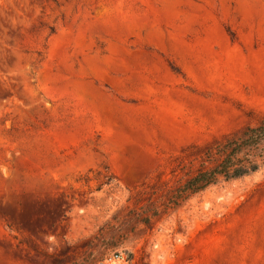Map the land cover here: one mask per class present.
Here are the masks:
<instances>
[{"label":"rangeland","instance_id":"374dc122","mask_svg":"<svg viewBox=\"0 0 264 264\" xmlns=\"http://www.w3.org/2000/svg\"><path fill=\"white\" fill-rule=\"evenodd\" d=\"M260 125L264 0H0V264H264Z\"/></svg>","mask_w":264,"mask_h":264},{"label":"trees","instance_id":"16d2710c","mask_svg":"<svg viewBox=\"0 0 264 264\" xmlns=\"http://www.w3.org/2000/svg\"><path fill=\"white\" fill-rule=\"evenodd\" d=\"M262 145L264 127L260 125L246 128L240 137L227 141L219 148L222 155L219 163L210 170L194 175L183 186V191L196 193L216 184L219 179L228 181L255 173L259 168L257 152L262 151ZM261 157L264 158V154Z\"/></svg>","mask_w":264,"mask_h":264},{"label":"built area","instance_id":"2783aa9c","mask_svg":"<svg viewBox=\"0 0 264 264\" xmlns=\"http://www.w3.org/2000/svg\"><path fill=\"white\" fill-rule=\"evenodd\" d=\"M105 262H112L113 264H123L121 260L116 259L115 261H113L112 258L106 259Z\"/></svg>","mask_w":264,"mask_h":264}]
</instances>
